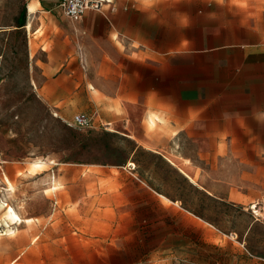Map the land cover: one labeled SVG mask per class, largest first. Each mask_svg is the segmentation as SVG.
<instances>
[{
	"label": "rangeland",
	"instance_id": "1",
	"mask_svg": "<svg viewBox=\"0 0 264 264\" xmlns=\"http://www.w3.org/2000/svg\"><path fill=\"white\" fill-rule=\"evenodd\" d=\"M7 2L0 0V8ZM207 2L209 14L222 13L213 6L218 3L261 4L256 14L264 19V0ZM52 15L33 28L30 74L16 47L7 55L0 45V264H168L162 261L167 253L157 250L162 230L151 227L160 215L142 204L147 194L137 180L238 242L244 254L224 255L217 247L209 254L220 263L264 264L262 158L256 157L261 170L254 172L253 188L252 173L242 167L248 157L233 154L243 141L190 139L182 103L174 139L159 145L176 168L148 152L131 157L135 141L109 126L103 103L90 97L86 59L67 40L72 20ZM95 107L90 128L70 125L75 114L93 115ZM232 190L250 191L255 201H221ZM9 207L21 223L7 218Z\"/></svg>",
	"mask_w": 264,
	"mask_h": 264
},
{
	"label": "crops",
	"instance_id": "2",
	"mask_svg": "<svg viewBox=\"0 0 264 264\" xmlns=\"http://www.w3.org/2000/svg\"><path fill=\"white\" fill-rule=\"evenodd\" d=\"M108 1L102 13L87 11L78 21H67V40L86 59L87 75L93 77L90 97L103 103L99 109L107 124L135 141L131 157L148 152L176 168L159 145L174 139L177 103H182L190 139L243 141L233 154L248 157L242 167L252 173L248 184L254 188V172L261 170L256 157L264 162V19L256 14L262 5L218 3L213 6L222 13L209 14L207 0ZM59 2L11 0L0 8V45L7 55L16 47L24 73L31 72L33 28L39 18L63 16ZM137 181L147 194L142 204L148 213L160 215L151 227L162 230L157 248L167 253L162 261L223 264L209 255L216 247L224 255L244 254L238 242L217 234L176 198ZM249 192L232 190L221 201L250 205L255 197Z\"/></svg>",
	"mask_w": 264,
	"mask_h": 264
},
{
	"label": "built area",
	"instance_id": "3",
	"mask_svg": "<svg viewBox=\"0 0 264 264\" xmlns=\"http://www.w3.org/2000/svg\"><path fill=\"white\" fill-rule=\"evenodd\" d=\"M108 3V0H60L58 7L65 17L78 21L87 11L102 13L104 5ZM92 123V116L75 114L70 125L76 128H90Z\"/></svg>",
	"mask_w": 264,
	"mask_h": 264
},
{
	"label": "bare ground",
	"instance_id": "4",
	"mask_svg": "<svg viewBox=\"0 0 264 264\" xmlns=\"http://www.w3.org/2000/svg\"><path fill=\"white\" fill-rule=\"evenodd\" d=\"M34 9H35L34 4H30L28 6V12L29 13H31V14L34 13L33 12ZM39 163H40V161H39ZM39 163L36 162L35 164H39ZM13 210L14 209H12L11 207L8 208L7 213H6L7 218L13 223H17V224L21 223L22 220L19 218V216Z\"/></svg>",
	"mask_w": 264,
	"mask_h": 264
}]
</instances>
